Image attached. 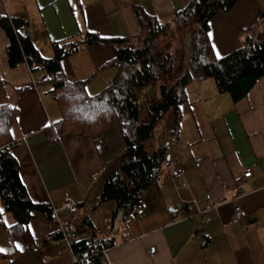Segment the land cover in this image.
<instances>
[{"label": "crops", "instance_id": "crops-1", "mask_svg": "<svg viewBox=\"0 0 264 264\" xmlns=\"http://www.w3.org/2000/svg\"><path fill=\"white\" fill-rule=\"evenodd\" d=\"M190 2L0 0V20L30 23V40L44 59L54 58L55 44L87 36L108 41L84 46L61 61L62 76L85 82L87 93L96 96L118 75L113 41L139 35L138 12L167 21ZM258 12V0H238L213 17L208 36L217 58L240 49L248 35L264 41V28L254 30ZM9 45L0 25V106L17 111L12 141L26 142L12 156L35 204L59 210L71 198L77 217H89L98 235L114 241L103 254L107 264H264V77L238 102L220 93L213 79L188 86L178 136L169 133L171 121L152 145L154 151L165 149V157L178 158L185 174L175 182L162 174L144 195V215L129 222L123 212L114 215L116 202H102L107 174L119 171L126 150L120 128L112 125L94 135L69 132L51 141L52 128L62 120L52 83L41 68L32 72L25 62L12 68ZM244 168H252V177L236 183ZM207 194L214 208L206 224ZM236 205L247 213L239 224L233 222ZM32 216L14 235L17 221L0 196V264H75L76 254L59 229L71 215ZM123 231L128 242L121 238Z\"/></svg>", "mask_w": 264, "mask_h": 264}, {"label": "trees", "instance_id": "trees-1", "mask_svg": "<svg viewBox=\"0 0 264 264\" xmlns=\"http://www.w3.org/2000/svg\"><path fill=\"white\" fill-rule=\"evenodd\" d=\"M237 1L191 0L184 10L167 21L138 12L140 33L134 40L113 41L118 75L96 96L87 93L85 82L64 78L61 61L84 46L108 44V41L87 36L84 41L55 44L54 58L44 59L32 41L20 35L19 29L23 26L20 21L0 20L10 39V66L15 68L25 62L32 72L41 68L47 81L52 83L51 94L59 104L62 120L52 128L51 141L69 132L94 135L112 125L120 128L126 150L120 158L119 171L107 174L102 193L103 203L116 202L114 215L123 212L127 217L143 202L153 183L162 174H168L163 161L165 149L154 151L152 145L162 133L170 113L173 120L169 133L173 139L178 136L183 120L181 109L187 102V88L192 82L213 79L220 93H227L238 102L264 77V41L257 42L248 35L241 48L226 57L217 58L213 53L208 36L210 22L218 12L229 11ZM258 3L254 30L264 28V0ZM191 24L194 27L181 48L174 50L170 45L165 48L159 45L158 40L171 28L191 27ZM16 113L10 105L0 106V146L12 142ZM0 196L6 212L17 221L14 235L29 224L34 212L55 220L52 207L35 204L30 199L20 179L18 163L9 151L0 154ZM64 226L72 235L74 253L85 258L83 264H107L102 251L113 247L114 241L98 235L89 217L79 218L77 213L73 214ZM90 241H95L96 245L89 247Z\"/></svg>", "mask_w": 264, "mask_h": 264}, {"label": "built area", "instance_id": "built-area-1", "mask_svg": "<svg viewBox=\"0 0 264 264\" xmlns=\"http://www.w3.org/2000/svg\"><path fill=\"white\" fill-rule=\"evenodd\" d=\"M30 28H31V24L26 23L23 27L19 29L20 35L24 37H28L29 39H32V35L29 32ZM25 142H26V139H21L18 141H12L4 146H1L0 154L5 153L6 151H9V153H12V151L16 147L20 146L21 144ZM164 166L168 173V176L173 182L180 180L185 174V169L182 166H180L179 160L176 157H170V156L165 157L164 156ZM252 174H253L252 168H244L242 173L236 176L235 182L239 183L243 180L249 179L250 177H252ZM206 199L209 204H208V207L203 212V222L207 224V223H210L211 221L210 213L214 208V204L211 201L210 195L207 194ZM147 208L148 206L146 203L139 204L128 214L127 221L130 222V221H135L139 219L142 215H144ZM60 211H64L68 215H73L77 213L78 208H77L76 203L71 198H66L64 202L62 203L61 208L59 210H56V209L54 210V214L56 215ZM246 219H247V213L239 205H236L235 210H234L233 222L239 224L240 222H243ZM59 229H60V233L63 236V239L68 243L70 248H72L73 239H72L70 230L66 228L63 224H60ZM121 238L124 242H128L130 240L129 234L126 231L122 232ZM95 245H96L95 241H90L88 243L89 247H94ZM155 250H156L155 248H151L150 253L154 254ZM102 253L104 254L105 250H103ZM84 261H85V258H80L78 256H76L75 258V264H83Z\"/></svg>", "mask_w": 264, "mask_h": 264}, {"label": "rangeland", "instance_id": "rangeland-1", "mask_svg": "<svg viewBox=\"0 0 264 264\" xmlns=\"http://www.w3.org/2000/svg\"><path fill=\"white\" fill-rule=\"evenodd\" d=\"M193 24H191V27L184 26L183 28H175L170 29L168 34L165 37H161L158 40V43L161 47L165 48L166 45H170L173 47V49H179L183 46V42L185 41L186 35L192 30ZM158 96V93H155V97ZM172 121V116L168 115L165 119L164 124L167 125ZM1 147V146H0Z\"/></svg>", "mask_w": 264, "mask_h": 264}, {"label": "snow or ice", "instance_id": "snow-or-ice-1", "mask_svg": "<svg viewBox=\"0 0 264 264\" xmlns=\"http://www.w3.org/2000/svg\"><path fill=\"white\" fill-rule=\"evenodd\" d=\"M17 247H19V245H17ZM0 251H3V249H0Z\"/></svg>", "mask_w": 264, "mask_h": 264}]
</instances>
